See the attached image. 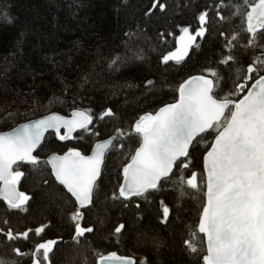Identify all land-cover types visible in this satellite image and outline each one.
Here are the masks:
<instances>
[{
  "label": "trees",
  "instance_id": "obj_1",
  "mask_svg": "<svg viewBox=\"0 0 264 264\" xmlns=\"http://www.w3.org/2000/svg\"><path fill=\"white\" fill-rule=\"evenodd\" d=\"M161 2L165 10L148 13L153 0H0V131L54 111L68 115L79 109L92 116L87 129L71 139L46 133L35 152L39 164L20 165L24 176L18 188L30 199L19 209L0 199V264H30L29 255L18 256L14 249L31 254L48 240L56 244L44 264H97L99 253L113 251L134 257L137 264H203V237L191 234L204 198L187 187L186 179L190 171H202L214 134L190 150V169H173L143 196L119 197L122 171L139 144L136 120L174 101L187 77H211L208 70L216 71L219 78H211L218 97L231 94L238 83L249 85L239 77L249 64L264 60V30L255 37L246 30L244 0ZM204 12V36L196 38L182 61L164 63L163 57L178 47L181 28L194 35ZM229 55L234 59L222 63ZM108 109L113 115L101 118ZM108 137L112 142L92 203L79 208L55 181L45 158L70 148L87 154L95 141ZM164 206L170 210L167 220ZM76 210L83 215L78 222L93 228L91 233L76 237ZM40 227L44 231L36 235ZM8 231L16 238L8 239ZM26 231L27 239L19 235ZM190 239L198 253L188 248Z\"/></svg>",
  "mask_w": 264,
  "mask_h": 264
},
{
  "label": "snow or ice",
  "instance_id": "obj_2",
  "mask_svg": "<svg viewBox=\"0 0 264 264\" xmlns=\"http://www.w3.org/2000/svg\"><path fill=\"white\" fill-rule=\"evenodd\" d=\"M244 5L246 30L255 37L258 30H264V0L254 3L244 0ZM153 10L163 11L165 4L153 0L146 12ZM207 16L206 12L199 15L200 27L194 35L188 27L181 28L178 47L163 57L164 63H179L184 59L196 38L204 36ZM233 59L229 55L222 63ZM208 71L211 77L219 78L216 71ZM213 78L199 75L185 80L178 86L175 102L165 104L154 113H146L135 122L139 146L123 168L124 183L119 187V197L127 200L143 196L157 189L173 169H190L193 161L190 150H194L206 134H214L213 141L206 145L202 171H190L186 179L187 187L202 192L204 198L197 231L191 235L203 234L206 240L203 264H264V60L249 64L244 76L239 77L254 80L251 86L238 83L229 95L218 97L215 94ZM241 92H246L242 98H231ZM112 115V110L108 109L101 118ZM91 122L88 111H73L71 118L52 114L0 134V199L15 209L30 199L18 189L24 176L18 169L23 163L39 164L33 153L41 146L49 129L63 141L71 139L77 129H87ZM61 129L65 130L64 134ZM109 146L110 142L96 144L90 156L70 148L63 155L54 154L46 161L56 181L75 198L80 208L92 203ZM169 211L167 206L163 207L165 220ZM82 218L79 210L73 213L72 219L77 221L76 237L93 231L91 227L80 225L78 221ZM123 228L121 224L115 232L120 233ZM43 231V227L37 228L35 234ZM5 235L10 240L16 238L11 231ZM19 235L28 238L27 231ZM186 243L192 253L200 251L191 239ZM55 244L54 240L38 243L31 254L22 253L19 248L14 251L18 256L29 255L30 264H44L49 261ZM97 264L137 262L113 251L99 253Z\"/></svg>",
  "mask_w": 264,
  "mask_h": 264
},
{
  "label": "water",
  "instance_id": "obj_3",
  "mask_svg": "<svg viewBox=\"0 0 264 264\" xmlns=\"http://www.w3.org/2000/svg\"><path fill=\"white\" fill-rule=\"evenodd\" d=\"M250 10V9H249ZM199 75H203V74H194V75H191V76H189V77H187L185 80H187V79H190L191 77H193V76H199ZM204 76H206V77H208V78H211V77H209V76H207V75H204ZM185 80H183L181 83H183ZM254 82V80H252L251 82H250V84L248 85L249 87L251 86V84ZM180 83V84H181ZM246 94V92H243L242 94H241V96L239 97V98H242V96L243 95H245ZM176 99H178V91H177V98ZM175 99V100H176ZM175 100L174 101H172V102H169V103H173V102H175ZM167 104V103H166ZM165 105V104H164ZM164 105H162V106H164ZM162 106H160V107H162ZM159 107V108H160ZM159 108L156 110V111H158L159 110ZM73 111H83V110H79V109H73V110H71L70 111V113L68 114V115H64V114H61V113H59V112H56V111H54V112H50V113H47V114H45V115H41V116H39V117H36V118H33V119H30V120H26V121H22V122H20V123H18V124H16L14 127H12L11 129H8V130H5V131H0V134H2V133H4V132H10V131H12L13 129H18L19 127H21L22 125H24V124H26V123H29L30 121H36V120H39V119H42L43 117H45V116H48V115H52V114H57V115H61V116H65V117H67V118H71V114H72V112ZM154 113V112H153ZM145 115V114H144ZM139 119V118H138ZM137 119V120H138ZM136 120V121H137ZM81 129H77L76 131H74L72 134H71V136L74 134V133H76V132H78V131H80ZM61 131H63V134L65 133V130L64 129H61ZM48 132H54V130H52V129H49L46 133H48ZM46 133H45V135H46ZM55 133V132H54ZM44 135V136H45ZM213 139H214V137H213ZM213 139H212V141H213ZM68 140V139H67ZM211 141V142H212ZM110 142V145H111V142H112V139L110 138V137H108V138H103V139H99V140H97V141H95L94 142V144L92 145V147H91V150L89 151V153H87V154H84V155H92V152L94 151V149H95V146H96V144H98V143H109ZM138 146H139V144H138ZM137 146V147H138ZM110 147V146H109ZM107 151V150H106ZM36 152V151H35ZM35 152L33 153L34 155H35ZM67 151H65V152H63V153H56V152H52V153H49L47 156H46V158H45V161H47L52 155H63L64 153H66ZM106 153V152H105ZM205 154V153H204ZM203 154V155H204ZM132 155H134V152H133V154ZM202 158H203V156H202ZM131 161V158L129 159V161L127 162V163H129ZM127 163H126V165H127ZM48 165V164H47ZM125 165V166H126ZM49 166V168H50V171H51V166L50 165H48ZM51 174H52V171H51ZM53 176V175H52ZM53 178L55 179V177L53 176ZM55 181H56V179H55ZM56 182H58V181H56ZM59 183V182H58ZM124 183V179H123V171H122V178H121V182H120V184H119V187H120V185H122ZM63 186V185H62ZM119 187H118V193H119ZM63 188H64V186H63ZM19 189V188H18ZM65 190H66V188H64ZM20 191V190H19ZM66 192H67V190H66ZM68 193V192H67ZM70 196H71V194L70 193H68ZM72 197V196H71ZM73 199H74V201H75V198L74 197H72ZM76 202V201H75ZM77 204V203H76ZM77 206L79 207V205L77 204ZM80 208V207H79ZM201 211H202V209H201ZM198 221H199V219H198ZM202 235V237H203V234H201ZM203 240H204V244H205V248H206V240L203 238ZM118 254V253H117ZM118 255H121V254H118ZM121 256H127V257H130V258H132L133 260H135V258L134 257H132V256H130V255H121ZM97 260H98V257H97V259H96V262H97Z\"/></svg>",
  "mask_w": 264,
  "mask_h": 264
},
{
  "label": "rangeland",
  "instance_id": "obj_4",
  "mask_svg": "<svg viewBox=\"0 0 264 264\" xmlns=\"http://www.w3.org/2000/svg\"><path fill=\"white\" fill-rule=\"evenodd\" d=\"M251 82V81H250ZM250 82H249V84H250Z\"/></svg>",
  "mask_w": 264,
  "mask_h": 264
}]
</instances>
